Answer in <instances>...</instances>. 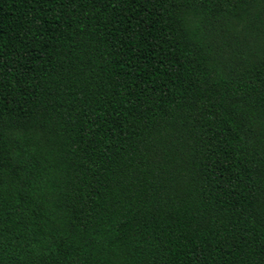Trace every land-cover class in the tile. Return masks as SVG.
<instances>
[{
  "label": "trees",
  "instance_id": "trees-1",
  "mask_svg": "<svg viewBox=\"0 0 264 264\" xmlns=\"http://www.w3.org/2000/svg\"><path fill=\"white\" fill-rule=\"evenodd\" d=\"M0 264H264V0H0Z\"/></svg>",
  "mask_w": 264,
  "mask_h": 264
}]
</instances>
